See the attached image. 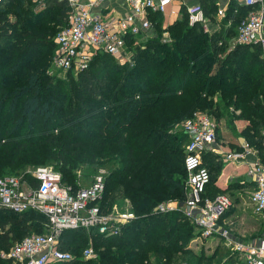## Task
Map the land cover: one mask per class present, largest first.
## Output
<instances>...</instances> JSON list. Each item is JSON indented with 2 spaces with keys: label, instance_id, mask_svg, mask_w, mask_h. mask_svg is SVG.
Segmentation results:
<instances>
[{
  "label": "trees",
  "instance_id": "obj_1",
  "mask_svg": "<svg viewBox=\"0 0 264 264\" xmlns=\"http://www.w3.org/2000/svg\"><path fill=\"white\" fill-rule=\"evenodd\" d=\"M21 1H0V177L17 175L11 171L17 166L51 160L57 163L56 169H62L64 181L76 188L72 172L76 167L104 165L108 173L100 200L103 210L109 212L116 201L125 199L136 217L116 237L64 230L58 246L68 252L76 249L77 256L71 254L72 260L57 264H229L232 258L224 259L228 253L221 244L217 246L220 252L208 256L202 249L195 252L185 245L193 238L194 228L181 212L153 209L162 201L186 198V134L174 126L196 111L207 112L217 129L221 125L227 131L231 129L225 115L247 121L241 132L264 164L260 47L237 44L223 53V47L215 46L220 37H207L200 25L190 26L185 15L169 27L175 41L171 46L161 44L157 37L148 39L143 48L133 46L137 37L128 35L130 61L121 63L97 52L77 77L55 78L46 67L54 55V37L67 24L70 8L65 0H44L43 7ZM51 6L56 9L53 18H40ZM235 7L232 1L231 13ZM38 8L41 12H33L32 21L25 16ZM249 9H238L236 15H242L235 34ZM91 64L108 67L104 83L96 80L100 70L91 69ZM211 85L220 94L217 101L213 90L207 89ZM182 94L185 103L178 100ZM201 159L210 175L205 196L212 198L242 184L233 181L220 189L215 182L223 158L209 150ZM181 167L184 181L179 177ZM46 223V217L34 210L0 209V253L18 242L19 235L46 232ZM89 239L96 256L84 258L82 251ZM0 264H11V260L0 257Z\"/></svg>",
  "mask_w": 264,
  "mask_h": 264
},
{
  "label": "built area",
  "instance_id": "obj_2",
  "mask_svg": "<svg viewBox=\"0 0 264 264\" xmlns=\"http://www.w3.org/2000/svg\"><path fill=\"white\" fill-rule=\"evenodd\" d=\"M1 1V0H0ZM42 5L44 0H31ZM70 8L68 22L54 37L55 51L52 67L63 72L78 74L88 68L97 52L107 53L121 63L130 61L127 52L128 35L138 37L151 28L148 14L164 13L172 0H126V14L105 13L102 5L106 0H65ZM241 1L250 7L236 27L235 43L257 45L262 48L260 57L264 65V7L252 8L262 0ZM100 9L95 12V9ZM190 26L200 25L205 30L206 16L201 4L187 7ZM223 11V12H222ZM238 12L237 7L232 10ZM218 13H224L221 8ZM137 43V42H134ZM186 134L184 166L187 172L186 198L182 207L171 203L157 204L154 212L180 211L192 224L195 238L222 240L229 264H264V239L259 242L234 240L229 230L220 224L221 216L232 206L231 196L217 193L205 196L210 175L202 164V153L218 151L217 124L207 112H194L182 124ZM264 135V130L262 131ZM242 149L222 152L225 160L245 162L247 180L252 183L250 195L252 210L264 216V164L259 160L249 161L248 154L255 152L248 143ZM246 159L248 162H246ZM104 171H99L88 186L73 188L64 181L61 172L48 167H37L20 175L0 177V209L15 213L34 210L46 217L44 233H32L16 242L0 257L11 264H57L72 260L70 252L58 246L64 230L84 229L94 231L104 238L123 234L125 227L136 219L132 211L105 212L100 205L105 189ZM34 182V184H33ZM84 258L95 257L92 240L82 251ZM224 260V261H225Z\"/></svg>",
  "mask_w": 264,
  "mask_h": 264
},
{
  "label": "crops",
  "instance_id": "obj_3",
  "mask_svg": "<svg viewBox=\"0 0 264 264\" xmlns=\"http://www.w3.org/2000/svg\"><path fill=\"white\" fill-rule=\"evenodd\" d=\"M194 3H199L201 4L203 11L206 16V23L205 27L206 29L204 30L202 26L200 28L202 29V32L204 35H206L209 38L212 37H220L215 44L217 48L223 47L224 51L223 53H228L231 50H234L237 44L235 43V36L236 34L234 33L235 31V26H236V21L237 19L242 15H236L237 13H232L230 12V3H232L231 0H172V2L168 5L166 11L164 13H149L148 14V19L151 22V28L148 31H143V33L137 37V44H134L133 46L140 45L142 48L145 47V43L148 41V39H151L153 37H157L159 42L161 44L171 46V44L174 41L173 36L170 33V26L173 25L175 21L182 20L185 15H187V7L191 4ZM104 7V12L105 13H115V14H126L129 11V6L126 0H106V2L102 5ZM236 7L239 8H244L246 6L243 5L241 1L236 2ZM264 7V0L260 1L259 3H256L252 6L253 9L258 10L260 8ZM221 8L224 10V13H218V9ZM96 13L100 11V9H95L94 10ZM223 12V11H222ZM263 33H264V27H263ZM224 42V43H223ZM262 52V48H260ZM261 58V57H260ZM246 142L244 137L237 136L236 140L234 141V149L233 150H240L242 149V144ZM217 143V142H216ZM248 143V142H246ZM218 144V143H217ZM226 145V144H225ZM225 145L221 144V146L226 147ZM216 148V146H215ZM252 148V147H251ZM255 150L254 148H252ZM222 150V149H221ZM224 151V150H223ZM214 154L220 155L223 160H224V165L223 168L217 177V181L215 182V185L219 187L220 189H225L229 183H232L233 180L230 179L227 181L226 178L228 179L229 174L228 170L231 168H234L233 173H236L235 170L241 172V178H243V181L245 184H248L250 186L251 183L248 182L247 180V175H246V164L245 162H231L227 161L224 159L222 152L221 151H213ZM249 161L252 160H258V155L256 152L250 153L246 157ZM246 159V162L248 160ZM234 179V178H232ZM247 180V181H246ZM227 181V182H226ZM236 181V180H235ZM241 182V181H240ZM247 186H240L237 185L236 188L230 189L231 191H240L242 189H245ZM252 188V187H251ZM185 189H186V180H185ZM234 192V193H235ZM229 194L232 198V192L230 193L229 191L226 192ZM240 195V192L235 194V202L232 199V206L224 212L225 214L220 220V224L227 228L229 230V235L231 238L234 240L238 241H245V242H259L260 240L264 239V230H262L264 227L262 224L259 226L257 230H255L254 234H248V233H242L241 230V224L239 222V208H238V203L239 201L236 200L237 196ZM184 200H176L174 199H168L166 201L162 202H169L171 203L174 207H182L184 204ZM177 209V208H176ZM175 211L173 212H176ZM180 212V211H179ZM250 216L255 220V221H264V216L262 215H257L253 212L252 206L250 207ZM236 223L239 224L238 227H236ZM194 228V227H193ZM262 230V232H261ZM261 233V235H259ZM195 230L193 231V237H195ZM258 234V235H257ZM220 241L218 242L217 240H214V238H209V239H202V241H209V245L212 246L214 245V248L210 251L211 253L214 251H217V246L219 248V244L222 245V240L219 239ZM89 243V242H88ZM209 246V247H210ZM223 246V245H222ZM224 247V246H223ZM225 248V247H224ZM220 252V250H218Z\"/></svg>",
  "mask_w": 264,
  "mask_h": 264
},
{
  "label": "rangeland",
  "instance_id": "obj_4",
  "mask_svg": "<svg viewBox=\"0 0 264 264\" xmlns=\"http://www.w3.org/2000/svg\"><path fill=\"white\" fill-rule=\"evenodd\" d=\"M23 2V0L21 1ZM22 4V3H20ZM44 5V4H43ZM43 5H41L40 7H43ZM47 6V5H46ZM43 9V8H42ZM41 10V9H40ZM38 9H35V11H27L25 16H30L29 18L31 19V21L33 20V12L36 13V12H41ZM45 11L40 13V18H44L45 20H49L50 18H53L55 12H56V9L54 7H48L46 9H44ZM43 11V10H42ZM11 19L13 18L14 19V15H10ZM55 25H51V28L52 30L54 29ZM187 46V45H186ZM188 47V46H187ZM186 48V47H185ZM182 49V48H181ZM49 50V49H48ZM183 51V49H182ZM181 52V51H180ZM181 54V53H180ZM52 60V59H51ZM49 60V64L48 66L46 67V72H48L49 74H51V76L55 77V78H61V79H64V78H68L70 76H74V77H77L78 74H76L75 72L72 73V72H63V71H59V70H56L52 67V61ZM97 61H99L97 59ZM93 63V62H92ZM104 63V62H103ZM103 65V64H102ZM97 68L98 70H100V73L96 76V80H101L103 81V83L106 81L105 80V77H104V73L106 72H109V69L108 67H104L105 69H103L102 67H100V65L98 64H91V69L93 68ZM108 79V78H107ZM213 81V79H212ZM107 86V85H105ZM213 85H211L210 87L208 86L207 89H212L213 92H214V98H215V101L219 100V97H220V94L219 92H216L213 88H212ZM194 89H188V92L192 91ZM258 93V92H256ZM59 100L61 99V97L58 98ZM178 100L183 103L184 101V97H183V94L180 95L178 97ZM189 101V100H188ZM186 101V102H188ZM185 103V102H184ZM176 103L173 104V106L175 105ZM199 109H203V107L200 105L199 106ZM239 113V110L238 112ZM225 114V113H224ZM231 117L230 116H227L225 115L224 116V119L226 120V122L228 123V126L230 127L231 130H223V128L221 127V125L219 126V128L217 129L218 130V140H217V146H216V149L221 151V152H226V151H232L234 149V141L236 140L237 136H241V137H244L243 134L241 131L242 129L244 128V126H246L248 123L247 121L243 120V119H237V118H232L230 119ZM177 121V120H176ZM183 121H179L177 124L175 123V126L174 128L176 129V131L182 129V124H183ZM230 122V123H229ZM87 124V123H86ZM177 126V127H176ZM264 130V129H263ZM263 135V134H262ZM264 136V135H263ZM246 141V140H245ZM246 142L250 143L249 140H247ZM221 144L225 145L226 147H223L221 146ZM251 144V143H250ZM250 147L254 148V146L250 145ZM222 149V150H221ZM224 150V151H223ZM257 154V150L255 149L254 150ZM258 160L260 161L261 159L258 157ZM180 161H182V158H180ZM117 162V161H115ZM261 162V161H260ZM57 163H55L54 161H51V160H47L45 162H41V163H32V164H25V165H21V166H17V168H15L14 170H11V171H14L13 173H17V175H20L22 173H25L27 171H31L37 167H48V168H52V169H56ZM116 164V163H114ZM223 165H224V161H223ZM108 166V165H107ZM180 166V164H179ZM181 166H182V163H181ZM109 167V166H108ZM61 172L62 174V169H59L57 168L56 171ZM103 170L104 173L106 175V173H108V171L105 169V166L104 165H94V164H90V163H85V164H81L79 165V167L75 168L72 172L75 174V182L78 186H81V187H85V186H88L92 179L94 178V176L96 174L99 173V171ZM11 171H6L5 174H8V172H11ZM234 171V168H231L228 170V174H229V177L228 179L226 178V180L228 181L230 179L231 176V179L230 180H233L238 183H240L241 181V185L242 186H247L245 189H242L240 191H237V192H233L231 191L230 189H228L227 191H229L230 193L232 192V198L235 202V194H237L238 192H240V195L237 196L236 200L239 201L238 203V208H239V222L242 223L241 224V232L242 233H248V234H252V235H256L254 234L259 226H261L260 224L263 225L264 227V221H255L251 216H250V207H251V203H250V195L253 191V189L248 185V184H245L244 181H243V178H241V172L240 171H236V173H233ZM12 173V172H11ZM63 175V174H62ZM6 176V175H4ZM3 177V176H2ZM179 177H180V180L181 181H184L186 178L185 176V172L183 171L182 167L180 169V174H179ZM234 178V179H232ZM217 181V180H216ZM226 181V182H227ZM247 181V180H246ZM240 185V186H241ZM178 194H175V196H177ZM173 196V195H172ZM235 196V197H234ZM165 197H169V196H165ZM164 197V198H165ZM174 199V198H173ZM129 204L130 202L128 200H125V199H122V200H119V201H116L114 203V206L111 210H109V212H112V213H118V212H122V211H126L129 209ZM105 212H108V211H105ZM239 224L236 223V227H238ZM264 230V228L262 229ZM261 230V232H262ZM41 231V230H40ZM255 231V232H254ZM32 233H34L35 231H31ZM42 232H44V230H42ZM40 232V233H42ZM31 233V234H32ZM28 234V233H27ZM26 235V234H23V236ZM258 235V234H257ZM261 235V233L259 234ZM22 238L21 235L17 236V241L20 240ZM209 241H207V243H205V241H202L200 239H196L195 237H193L192 239H189L188 242L185 244L187 246H189L190 248H192V250H194L195 252H198L200 251V249H202V251L204 252L205 255H210L211 254V250L214 248V245L210 246L209 245ZM88 246V245H86ZM210 246V247H209ZM74 246H72V248L70 249H73ZM76 250V249H74ZM72 251L71 250V254L72 255H76L77 256V253L75 251ZM226 252V251H225ZM1 253H5V251H1ZM0 253V254H1ZM81 253V252H80ZM222 257L223 256H226L225 253H221ZM228 255V254H227ZM226 258V257H225ZM224 258V259H225Z\"/></svg>",
  "mask_w": 264,
  "mask_h": 264
}]
</instances>
